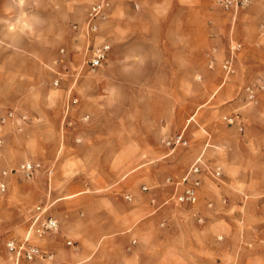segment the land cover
Masks as SVG:
<instances>
[{
  "label": "crops",
  "instance_id": "crops-1",
  "mask_svg": "<svg viewBox=\"0 0 264 264\" xmlns=\"http://www.w3.org/2000/svg\"><path fill=\"white\" fill-rule=\"evenodd\" d=\"M91 1L55 0L42 27H28L19 53H4L0 45V93L8 99L0 101V115H27L15 104L24 95L31 100L22 129L11 123L3 128L0 163L4 169L26 160L41 163L31 178L1 171L0 264H13L6 241L23 239L36 204L45 205L59 227L32 237L51 257L22 264H264V215L250 208L257 201L246 193L254 183L238 178L249 173L247 159L256 154L251 143H264V135L250 133L264 125V118L254 124L250 116L264 114V96L255 110L243 102V87L264 81V35L258 30L264 21L254 14L257 4L239 14L221 9L230 17L227 24L197 0H134L137 8L117 1L94 37L111 45L107 60L88 76L81 66L87 39L76 38L71 24L85 20ZM244 29L253 31L251 38L237 32ZM232 42L242 47L235 73L225 79L219 63ZM213 48L217 72L207 66ZM63 62L67 75L55 87L54 71L62 72ZM70 97L78 103L65 112ZM235 111L243 113V134L222 121ZM65 117L75 123L64 127ZM178 133L188 145L171 149L164 141ZM257 152L264 156V145ZM197 158L219 166L222 176L204 173L198 202L178 205L167 179H179ZM254 189L264 195V186L255 183Z\"/></svg>",
  "mask_w": 264,
  "mask_h": 264
},
{
  "label": "built area",
  "instance_id": "built-area-1",
  "mask_svg": "<svg viewBox=\"0 0 264 264\" xmlns=\"http://www.w3.org/2000/svg\"><path fill=\"white\" fill-rule=\"evenodd\" d=\"M117 1L121 0H92L89 4V8L86 12L85 20L82 23H72L71 29L76 33V38L79 36L87 39V44L84 50V59L82 60V67L86 68L89 73H96L106 62L108 53L111 49V45L107 41L95 42L99 27L102 21H104L108 14L107 11ZM133 5L135 8L138 4L134 0ZM217 5L225 12L233 14L238 13L240 10L246 9L250 6L252 0H214ZM258 30L261 35H264V23H259ZM242 45L238 42H232L229 47V54L224 57L219 67L225 79L232 76L235 71V56L236 52L240 50ZM59 52L64 54L65 49L60 48ZM207 66L213 69L216 66L215 49L213 48L211 53L208 54ZM63 69L59 72L57 77L52 81V85L57 87L63 77H65L68 70L67 62L61 64ZM244 97L248 104H257L259 100V93L264 91V81L257 83L247 84L243 87ZM78 103L77 97H70L65 107V112L68 111L70 105ZM29 117L25 114H17L14 110H8L3 115H0V156L2 155V149L4 146L3 128L11 123L16 126V130L20 131L22 125L27 122ZM87 118L83 117L85 121ZM222 119L229 126H235L239 131L243 130V117L240 113L225 114ZM75 122L70 119L63 120V126H72ZM164 143L171 149L177 146H187L188 140L184 137L183 133L174 135L171 139H167ZM41 163L38 161L26 160L21 162L17 167L3 169L2 175L12 174L19 172L25 178H31L33 174L40 169ZM206 173L213 179H220L222 172L219 166L210 167L203 163L200 158H197L185 171V173L179 177V179L173 180L168 178L167 181L171 182L176 191L172 199L178 205H184L186 207H193L198 202V192L202 185V175ZM6 185L4 181H0V190L5 191ZM143 190L147 188L142 187ZM126 198H130L126 195ZM208 203V206H211ZM29 228L26 235L22 240L16 241L10 239L6 241V249L10 254L13 264H22L23 261L30 262L37 258L51 257V254L45 253L41 247L32 240V237L42 238L47 234L54 233L58 230L59 223L55 217L48 214V209L45 205L36 204L31 210L29 217ZM198 223H203V217H197ZM135 242V241H133ZM68 245H71V241H66Z\"/></svg>",
  "mask_w": 264,
  "mask_h": 264
},
{
  "label": "rangeland",
  "instance_id": "rangeland-1",
  "mask_svg": "<svg viewBox=\"0 0 264 264\" xmlns=\"http://www.w3.org/2000/svg\"><path fill=\"white\" fill-rule=\"evenodd\" d=\"M200 1L201 4L207 6L208 8H210V10H214L216 12H218V14H220L221 17H223L224 19V23L226 22L228 24L230 17L228 18L225 14H221V9L220 7L217 5V3L214 0H197ZM257 1V2H256ZM199 3V2H197ZM256 5L255 10H254V14L257 17V20L260 21H264V0H252L250 6L246 9L240 10L238 12L239 13H243L246 11H249L250 8L254 5ZM54 5H56L55 0H0V45L3 43L4 47H3V52L4 53H11V54H17L20 51L16 48L20 47L22 48V46L25 44V40L27 39V33H28V27L31 26V23H35L37 25V23H39V27H42V24L44 22V12L45 10L53 7ZM222 21V20H221ZM223 22V21H222ZM41 31V30H40ZM39 31V32H40ZM237 32H243V36L244 37H248L251 38V33H253V31L251 32V30H245L244 31H237ZM42 32L38 34H35V37L37 39H41L42 38ZM6 40L9 43L13 44V48H15L16 51H11V47L9 45H6L5 42ZM58 63V61H55L54 64L56 65ZM264 64V62H259ZM60 66V64H58ZM81 65H82V61H81ZM61 68H59L58 70H55L54 72H56V75H58V73L60 72ZM63 70V69H62ZM209 70V69H208ZM211 72H217L218 70H210ZM218 73H220V75H222V71L221 69L218 71ZM96 73H89L87 72L88 76H92V75H96ZM223 76V75H222ZM42 77V76H41ZM40 77V78H41ZM9 82H11V79H5ZM1 85H0V91H1ZM6 90V88L4 89ZM199 91L198 88L196 90V95H199ZM5 92V91H4ZM1 94L0 93V101L2 102H7L8 99H6L7 95L6 94ZM23 96V95H22ZM262 96H264V91L259 93V99ZM21 99V98H20ZM19 99V100H20ZM243 102L244 105L248 108H251L252 110L254 109H258V106H253L252 104H248L245 100V97L243 96ZM31 104V100L29 99L28 95H24L23 98L18 101L15 106L16 111L17 112H23L26 113L27 115H30V113L28 112V108ZM234 113H240L241 116L243 113H241V111H235ZM251 118H253L252 120L254 121V124L259 123L258 121H260V118H264V114L260 115L259 113L256 112H252ZM225 115V114H223ZM222 115V116H223ZM243 120V119H242ZM223 123L225 122L224 120H222ZM226 123V122H225ZM243 123V122H242ZM246 123V121H245ZM228 128H234L235 126H229L227 125ZM237 128V127H235ZM235 130V129H234ZM243 131H236L234 132V134L238 135V134H243ZM256 139L259 135H264V125H254L251 129L250 132ZM261 145H264V143H259L257 142V140L254 139V141L251 143V147L250 148H254L256 152L255 156L248 158V165L246 170H249L248 174H240L239 175V181L243 182V183H250L253 182L254 186H252L250 190L247 191L246 194H248L247 197H251L253 199H255L257 201L256 203V207L251 206L250 208H256L257 211L261 212L262 215H264V195H255L257 194L258 190L254 189L255 187V183H257L258 186H264V163H262L261 165H259L260 160L264 161V156L260 157L259 156V152H257L259 150V147ZM237 154L235 152L232 153L230 159H231V166L235 165V160L237 158L236 156ZM1 157V156H0ZM18 166V165H17ZM16 166V167H17ZM13 168V167H12ZM233 168V167H232ZM3 166L0 163V175H1V171L3 170ZM229 173L234 177L235 174L233 171H230ZM234 174V175H233ZM254 195V196H252ZM0 196H4L5 194H1ZM9 206L6 205L4 206V213H7V208Z\"/></svg>",
  "mask_w": 264,
  "mask_h": 264
}]
</instances>
